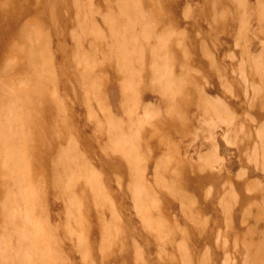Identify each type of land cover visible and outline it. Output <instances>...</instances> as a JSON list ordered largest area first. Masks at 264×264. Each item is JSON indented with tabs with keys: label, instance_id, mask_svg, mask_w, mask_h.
<instances>
[{
	"label": "rangeland",
	"instance_id": "1",
	"mask_svg": "<svg viewBox=\"0 0 264 264\" xmlns=\"http://www.w3.org/2000/svg\"><path fill=\"white\" fill-rule=\"evenodd\" d=\"M0 264H264V0H0Z\"/></svg>",
	"mask_w": 264,
	"mask_h": 264
}]
</instances>
